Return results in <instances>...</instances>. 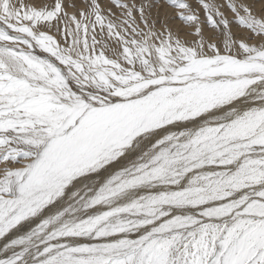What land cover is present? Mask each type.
<instances>
[{
  "label": "snow or ice",
  "instance_id": "1",
  "mask_svg": "<svg viewBox=\"0 0 264 264\" xmlns=\"http://www.w3.org/2000/svg\"><path fill=\"white\" fill-rule=\"evenodd\" d=\"M0 264H264V0H0Z\"/></svg>",
  "mask_w": 264,
  "mask_h": 264
}]
</instances>
